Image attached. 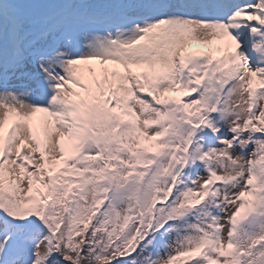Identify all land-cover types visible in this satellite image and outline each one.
<instances>
[{
  "label": "snow or ice",
  "instance_id": "obj_1",
  "mask_svg": "<svg viewBox=\"0 0 264 264\" xmlns=\"http://www.w3.org/2000/svg\"><path fill=\"white\" fill-rule=\"evenodd\" d=\"M0 264H264V0H0Z\"/></svg>",
  "mask_w": 264,
  "mask_h": 264
}]
</instances>
